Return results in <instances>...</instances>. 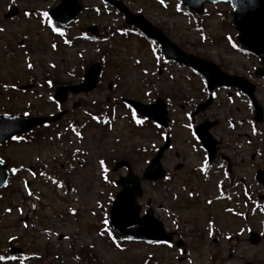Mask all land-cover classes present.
I'll return each instance as SVG.
<instances>
[{"label": "rangeland", "instance_id": "obj_1", "mask_svg": "<svg viewBox=\"0 0 264 264\" xmlns=\"http://www.w3.org/2000/svg\"><path fill=\"white\" fill-rule=\"evenodd\" d=\"M81 1L83 11L60 34L52 23L49 27L50 19L44 15L57 0H0V113L48 115L63 110L81 126L79 133H74L63 128L62 121L57 135L44 131L49 135L41 143L14 140L0 148V156L10 163L44 167L45 172L59 174L65 186L70 185L62 198V192L47 191L48 185L42 187L33 179L29 197L19 181H14L0 199V252L9 238H17L12 243L44 258L39 262L35 258L30 264H81L74 253L84 246L97 257L91 264H264V188L254 179L257 170L264 171V78L253 75L258 60L232 43L231 8L206 5L196 27L175 0H119L161 29L184 52L255 85V97L263 111L259 124L252 121L253 109L245 97L223 90L215 93L206 112L194 117L195 125L218 121L211 134L219 143L218 154L230 160L233 183L221 159L206 166L192 133L190 114L207 97L200 77L165 62L144 39L120 35L123 18L112 6L102 0ZM13 6L19 14L3 20ZM89 26L101 33L98 42L81 36ZM89 62L101 64L97 88L70 96L58 108L52 101L54 90L45 78L78 84ZM30 81L37 84L34 91L19 92L12 86ZM121 97L141 103H152L156 97L166 100L168 129L136 123L140 120L125 109ZM165 134L171 138V148L162 159L168 176L162 185L143 183L137 203L143 213L149 201L168 229L175 228L186 237L188 253L183 262L177 261L180 253L172 247L116 244L104 231L109 204L118 191L114 181L125 174L124 170L113 172V165L126 160L140 176ZM63 142L68 143V149L64 150ZM177 164H182L179 171L174 170ZM22 177L28 179V172L23 170ZM223 187L227 188L224 194ZM39 189L44 192L43 205L31 200ZM16 206H21L20 210ZM4 207L12 211L5 214ZM24 221L27 227L22 225ZM249 230L261 235L260 244L248 243ZM213 236L216 244L211 242ZM47 251L51 256L44 257Z\"/></svg>", "mask_w": 264, "mask_h": 264}, {"label": "water", "instance_id": "obj_2", "mask_svg": "<svg viewBox=\"0 0 264 264\" xmlns=\"http://www.w3.org/2000/svg\"><path fill=\"white\" fill-rule=\"evenodd\" d=\"M114 3L113 0H106ZM183 4L192 9L196 13L202 12V4L204 2H219L228 1L233 7V26L240 32L238 40L251 53L258 56L263 65L262 69L256 71V75L264 76V1L263 0H181ZM117 5L119 10L126 15V20L131 25H136L145 35L155 39L162 47L166 58H172L178 62L190 65L197 68L203 73L208 82L209 90L216 87L236 86L243 90L247 96L253 101L256 107V114L261 113L258 106L255 104L253 98L254 87L246 82L244 79L235 76H229L220 73L212 64L201 61L192 56L180 53L170 42L163 36V34L153 28L150 24L144 21L140 16H133L129 14L120 4ZM81 5L79 0H67L62 2L55 10L50 12V16L60 25H64L72 21L80 12ZM17 9L12 8L4 19L14 17L17 14ZM93 34H96L94 29H89ZM204 71V72H203ZM98 67L91 68L84 77L85 83L80 87L60 88L56 93V100L62 103L66 98V93L72 91L73 93L88 92L96 84ZM134 109L143 116L150 117L158 124L165 126L167 119L165 118V111L162 102L159 100L155 106H143L135 102L127 101ZM209 99L204 105L200 106L198 110H204L210 104ZM55 118H40V119H22L18 117L0 116V143L5 139L27 131L32 127H36L44 122H52ZM26 120V121H25ZM257 120H260L258 118ZM209 125L205 124L196 129L199 139L202 141L204 147L213 155L214 142L208 134ZM169 144L166 140L163 147L158 150L157 155L150 162L149 167L143 174L144 180L154 181L163 177L164 172L161 169L159 160L162 152ZM126 167L128 175L126 178H121L117 181V185L122 187L121 191L116 194L112 203L110 212V222L113 228L118 233L129 236L131 238H138L144 240H167L170 241V236L163 233L162 227L156 220L153 219L151 211L143 218H138L139 207L136 206L134 200L141 195L140 183L137 177L133 176L129 165L121 162L116 165V168ZM8 174L2 165H0V187L4 184ZM261 180L264 182V175ZM251 243L256 244L258 237L252 234Z\"/></svg>", "mask_w": 264, "mask_h": 264}, {"label": "flooded vegetation", "instance_id": "obj_3", "mask_svg": "<svg viewBox=\"0 0 264 264\" xmlns=\"http://www.w3.org/2000/svg\"><path fill=\"white\" fill-rule=\"evenodd\" d=\"M34 86H35V84H33ZM33 170H35V169H33ZM36 176L39 174L36 170H35V173H34ZM171 232L175 235V238L176 239H180L179 238V235H178V232H175L174 230H171ZM202 239V238H201ZM212 242H213V244H216L215 242H214V240H212Z\"/></svg>", "mask_w": 264, "mask_h": 264}, {"label": "snow or ice", "instance_id": "obj_4", "mask_svg": "<svg viewBox=\"0 0 264 264\" xmlns=\"http://www.w3.org/2000/svg\"><path fill=\"white\" fill-rule=\"evenodd\" d=\"M27 15V13L25 14ZM45 16H47V14H44ZM49 27H51V22H49ZM55 31V29H53ZM29 68H31V64L28 65ZM25 115H28V113H25ZM137 123H140V121H137ZM13 139H17V137H13ZM0 163H3V161H0ZM101 167H103V164H101Z\"/></svg>", "mask_w": 264, "mask_h": 264}]
</instances>
